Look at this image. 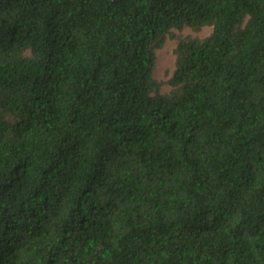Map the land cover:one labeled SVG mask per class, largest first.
Returning <instances> with one entry per match:
<instances>
[{
	"label": "trees",
	"instance_id": "16d2710c",
	"mask_svg": "<svg viewBox=\"0 0 264 264\" xmlns=\"http://www.w3.org/2000/svg\"><path fill=\"white\" fill-rule=\"evenodd\" d=\"M0 264H264V0H0Z\"/></svg>",
	"mask_w": 264,
	"mask_h": 264
},
{
	"label": "rangeland",
	"instance_id": "374dc122",
	"mask_svg": "<svg viewBox=\"0 0 264 264\" xmlns=\"http://www.w3.org/2000/svg\"><path fill=\"white\" fill-rule=\"evenodd\" d=\"M211 33V27H205L199 32L184 28L183 30H172V33L167 36L162 48L156 50V65L154 68V77L160 85L162 94H170L172 91L169 81L176 70L177 56L175 51L180 40L185 37L204 39Z\"/></svg>",
	"mask_w": 264,
	"mask_h": 264
}]
</instances>
